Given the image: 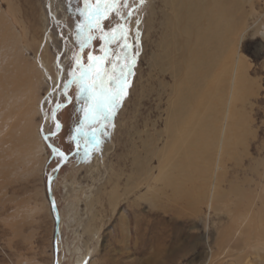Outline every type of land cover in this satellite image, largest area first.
Instances as JSON below:
<instances>
[{"label": "rangeland", "instance_id": "obj_1", "mask_svg": "<svg viewBox=\"0 0 264 264\" xmlns=\"http://www.w3.org/2000/svg\"><path fill=\"white\" fill-rule=\"evenodd\" d=\"M78 7L83 0H0L3 55L19 57L15 59L26 71L17 90L28 101L21 110L30 124L28 136L37 143L34 163L9 153L6 159H14V164L0 171V264H54L55 221L46 180L57 158L40 138L52 131L56 134L49 137L50 144L70 155L52 182L63 222L60 264H74L86 253L89 264H264V0H242L237 14L233 44L245 74L237 83L234 113L227 119L233 126L223 144L227 148L221 155V196L215 210L207 207L203 189L184 195L167 182L187 150L190 119L171 123L183 39L166 53L174 33L166 0H128V7L122 0V15L133 11L131 20L136 19L135 27L126 28L128 42L134 43L138 27L139 46L132 52L139 55L108 134H99V147L85 155L93 143L75 131L83 118L75 85L68 89L73 102L61 97L53 120L57 97L52 95L49 103L50 93L69 78L73 57L80 51L74 40ZM118 23L112 15L103 27L110 30ZM95 35L83 50L84 64L89 51L103 55L100 33ZM45 40L46 50L41 51L38 45ZM111 47L119 51L118 45ZM39 53L46 56L52 79L38 66ZM8 124L0 131V148L3 135L15 133L13 121ZM84 130L90 131L87 125ZM185 184L190 186L189 181ZM229 230H236L230 241Z\"/></svg>", "mask_w": 264, "mask_h": 264}, {"label": "bare ground", "instance_id": "obj_2", "mask_svg": "<svg viewBox=\"0 0 264 264\" xmlns=\"http://www.w3.org/2000/svg\"><path fill=\"white\" fill-rule=\"evenodd\" d=\"M241 3L242 0H166V4L173 12L169 25L174 27V33L166 44V53L174 51L178 38L183 39L181 47H179L183 56L176 64V69L181 74L179 79L176 78L177 85H174L176 87L172 107L174 116L171 123L180 122L182 117L190 119L188 120L189 129H187V150L182 160L174 166L175 176L167 177V182L173 186L176 193L181 192L179 194L184 195L190 194L195 188L198 191L203 189V199L206 201L207 207L210 208L209 210L217 208L216 204L221 196L219 182L222 173L219 171L222 170L224 162L221 155L223 148H227L223 146L224 142L227 143L228 140L227 130L233 126L231 121L227 123V119L230 120L234 113L235 101H237L234 97L237 83L239 80H244L245 74L241 73L243 66L238 61V54H236L233 44L239 22L237 14ZM0 24L2 25L3 22L1 21ZM135 24L136 19H132L127 22L126 26L132 29ZM1 33L2 31H0V131L11 120L15 130L13 136L5 133L3 135L5 141L0 148V171H3L12 167L16 158L21 162L34 163L37 143L32 140L34 138L30 139L28 136L30 124L29 121H25L21 110L22 105L28 101H25L24 95L22 96L19 89L17 90V85L21 84L20 76H24L26 71L23 73L24 66L21 67L22 65L20 66L18 63L19 57L14 56L18 58L17 61L15 58L3 55L5 54L3 50L5 43H2L3 34ZM42 42L38 46L41 51H45L46 40L44 43ZM36 61L44 75L52 79L46 65V56L39 53ZM216 79L218 80L216 81ZM53 80L54 85L58 83V78ZM27 85L29 87L30 84ZM25 90L24 92L27 91ZM32 97L33 95L30 98ZM191 118L193 119L191 120ZM171 123L170 125L167 123L169 135L173 133ZM44 134H41L40 138L43 139ZM93 148L95 145L91 144L86 150L87 153H90ZM227 151L226 153H228ZM9 153L15 155L14 159H6ZM54 172L55 169L49 175L53 176ZM186 181H189V187L185 184ZM196 181H199L198 186ZM51 186L53 187V184ZM52 189L51 196L56 202ZM57 211L59 224L54 240L59 251L61 245L58 235L62 217L59 208ZM52 215L55 221L56 214L53 209ZM235 231H227L229 241L232 240ZM263 235L264 231L262 230L260 236ZM57 262L60 264V256L57 257ZM74 264H89L88 253L77 256Z\"/></svg>", "mask_w": 264, "mask_h": 264}, {"label": "snow or ice", "instance_id": "obj_3", "mask_svg": "<svg viewBox=\"0 0 264 264\" xmlns=\"http://www.w3.org/2000/svg\"><path fill=\"white\" fill-rule=\"evenodd\" d=\"M122 0H83V7H78L76 12L79 16V23L75 25L74 40L75 46L80 51L73 59L74 64L68 72V79L58 85V91L50 93L48 102L51 103V96L57 97L55 107L52 109V118L56 119V109L62 105L63 100L72 103L73 98L68 96V89L75 85L77 90L75 101L80 103V111L83 118L80 120L76 133L85 138V142H91L96 147L101 144L99 134H108V126L114 121L118 109L122 105L127 88L130 86L129 77L132 76L138 52L133 53L132 49L139 46V30L137 27L134 43H129L130 29L126 24L131 20L133 11H129L127 16L122 15ZM143 3V0H140ZM123 7H128V0H123ZM115 15L119 23L110 30H105L103 21ZM139 21L137 20V26ZM96 32L100 35V50L103 55L97 56L89 51L87 54V64L82 62L83 50L91 45V41L96 39ZM91 33V35H90ZM118 45L119 51L113 52L112 45ZM59 71V69H58ZM87 125L90 131H85ZM99 125V127H96ZM114 126V125H113ZM61 126L57 121L55 129ZM55 131L44 136L48 140L54 136ZM76 140V137H73ZM52 154L57 158V166L62 161L64 153L60 152L53 145L49 144ZM87 155V151H85Z\"/></svg>", "mask_w": 264, "mask_h": 264}, {"label": "water", "instance_id": "obj_4", "mask_svg": "<svg viewBox=\"0 0 264 264\" xmlns=\"http://www.w3.org/2000/svg\"><path fill=\"white\" fill-rule=\"evenodd\" d=\"M46 134H44L45 136ZM43 136V139L46 143L50 144L49 140H45ZM77 151V149L75 148L73 152ZM70 155H64L62 161L59 163V167L56 165L55 166V172H54V175L53 176H50L48 175V178L46 180V191H47V195H48V199H49V202H50V205L53 209V211L55 212L56 216H55V235L54 237L56 236V233H57V229H58V224H59V219L57 217V205H56V202L54 201V199L52 198L51 196V188H52V182H53V179L54 177L57 175L58 173V170L61 168V166L68 160ZM57 253H58V249H57V244H56V241L54 240V264H58L57 262Z\"/></svg>", "mask_w": 264, "mask_h": 264}]
</instances>
